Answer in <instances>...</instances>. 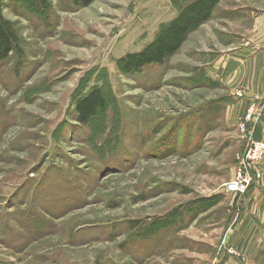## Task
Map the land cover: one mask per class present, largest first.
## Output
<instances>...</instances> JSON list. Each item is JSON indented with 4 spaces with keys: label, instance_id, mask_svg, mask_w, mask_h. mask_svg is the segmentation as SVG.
Returning a JSON list of instances; mask_svg holds the SVG:
<instances>
[{
    "label": "rangeland",
    "instance_id": "obj_1",
    "mask_svg": "<svg viewBox=\"0 0 264 264\" xmlns=\"http://www.w3.org/2000/svg\"><path fill=\"white\" fill-rule=\"evenodd\" d=\"M43 1L0 0L21 49L0 62V264H264L245 196L222 192L245 150L244 91L222 77L252 36L251 14L224 7L252 0H223L132 76L118 60L186 1ZM95 88L107 106L81 125Z\"/></svg>",
    "mask_w": 264,
    "mask_h": 264
},
{
    "label": "trees",
    "instance_id": "obj_2",
    "mask_svg": "<svg viewBox=\"0 0 264 264\" xmlns=\"http://www.w3.org/2000/svg\"><path fill=\"white\" fill-rule=\"evenodd\" d=\"M93 0H68V2L86 7ZM179 1L177 17L163 26L154 40L141 51L130 53L117 62V68L125 75H135L144 68H162L168 60L177 53L187 36L197 27L208 21L221 0H184ZM36 6H45L43 0H33ZM21 53L20 39L13 27L0 12V62L9 59L11 55ZM107 100L99 88L92 89L87 95L79 98L74 106L75 120L81 125H87L98 112L105 110Z\"/></svg>",
    "mask_w": 264,
    "mask_h": 264
},
{
    "label": "crops",
    "instance_id": "obj_3",
    "mask_svg": "<svg viewBox=\"0 0 264 264\" xmlns=\"http://www.w3.org/2000/svg\"><path fill=\"white\" fill-rule=\"evenodd\" d=\"M222 1H220V4ZM251 4L250 6L239 4L233 7L223 6L224 9H234L239 14L240 12H246L248 16L251 14L250 26L246 28L251 31L252 36L245 41L239 50L231 54L227 68L228 71L222 77V82L227 86L244 91L241 93L243 94L242 97L237 98L242 103V106H238L241 113L251 102L257 105H264V0H252ZM239 17L243 18L241 14ZM240 114L237 115V118L244 115ZM263 130L264 117L262 123L257 126L255 138L262 139L264 136V134L262 135ZM263 191L264 182L258 181L252 184L243 199H238L240 202L242 200L244 202L243 205L249 208L248 211L251 215L249 217L253 219L254 227L259 233V243L263 242L262 237L264 235ZM255 201L259 202L258 209L254 207L253 202ZM234 205H232V208H234Z\"/></svg>",
    "mask_w": 264,
    "mask_h": 264
},
{
    "label": "built area",
    "instance_id": "obj_4",
    "mask_svg": "<svg viewBox=\"0 0 264 264\" xmlns=\"http://www.w3.org/2000/svg\"><path fill=\"white\" fill-rule=\"evenodd\" d=\"M237 95L238 97L242 96L241 93H237ZM263 117L264 105L254 103L237 123L241 139L245 143V150L236 157L233 177L225 183L223 193L243 197L252 184L262 177L264 140L255 138V134L257 126L262 123Z\"/></svg>",
    "mask_w": 264,
    "mask_h": 264
},
{
    "label": "bare ground",
    "instance_id": "obj_5",
    "mask_svg": "<svg viewBox=\"0 0 264 264\" xmlns=\"http://www.w3.org/2000/svg\"><path fill=\"white\" fill-rule=\"evenodd\" d=\"M235 195V194H234ZM237 196V195H236ZM238 197V196H237Z\"/></svg>",
    "mask_w": 264,
    "mask_h": 264
}]
</instances>
